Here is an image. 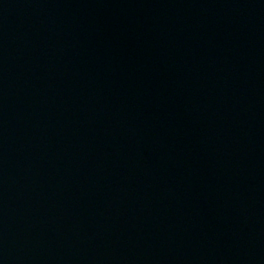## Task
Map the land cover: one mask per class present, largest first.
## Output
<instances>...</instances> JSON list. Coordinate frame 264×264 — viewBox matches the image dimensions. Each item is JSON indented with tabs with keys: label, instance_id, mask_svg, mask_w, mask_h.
<instances>
[{
	"label": "water",
	"instance_id": "95a60500",
	"mask_svg": "<svg viewBox=\"0 0 264 264\" xmlns=\"http://www.w3.org/2000/svg\"><path fill=\"white\" fill-rule=\"evenodd\" d=\"M64 0H0V264H45Z\"/></svg>",
	"mask_w": 264,
	"mask_h": 264
}]
</instances>
